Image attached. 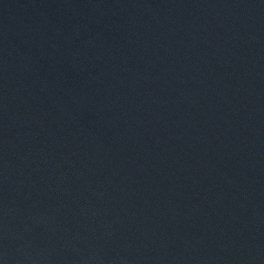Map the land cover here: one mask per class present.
Masks as SVG:
<instances>
[{
	"label": "water",
	"instance_id": "obj_1",
	"mask_svg": "<svg viewBox=\"0 0 264 264\" xmlns=\"http://www.w3.org/2000/svg\"><path fill=\"white\" fill-rule=\"evenodd\" d=\"M0 264H264V0H0Z\"/></svg>",
	"mask_w": 264,
	"mask_h": 264
}]
</instances>
